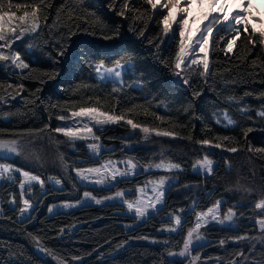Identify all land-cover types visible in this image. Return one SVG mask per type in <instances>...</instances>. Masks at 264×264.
Returning <instances> with one entry per match:
<instances>
[{
	"label": "trees",
	"instance_id": "obj_1",
	"mask_svg": "<svg viewBox=\"0 0 264 264\" xmlns=\"http://www.w3.org/2000/svg\"><path fill=\"white\" fill-rule=\"evenodd\" d=\"M3 2L7 4L8 0ZM11 2L30 4L33 0ZM200 2L191 0L181 5L187 13L186 36L194 29ZM48 3L51 7L44 12L47 19L41 20L38 32L12 45L29 67L20 69L10 61H0V95L4 96L0 100V138L20 139L27 137H21V133H36L32 137L41 139L42 161L34 162L30 156L12 154V159L1 162L40 175L45 183L52 176L63 178L64 191L49 186L50 194L40 198L42 189L34 185L31 200L35 202L40 198L41 203L31 213L33 219L21 224L19 208L23 204L19 198V179L22 177L17 174L15 183L4 180L0 184V208L4 211L0 216V264H169L178 259L169 257L168 252H179L187 229L195 224V212L190 211L193 202L199 212L206 211L216 200L224 201L223 209L233 205L243 207L234 208L237 215L233 221L203 229L209 242L197 249L200 253L198 264H230L236 259L244 264V257L249 264L253 260L260 261L264 249L259 244L252 257L249 241L234 243L230 240L242 235L258 236L260 230L245 222L253 217L264 218V210L254 208L264 199V153L255 152L257 148H264V119L256 115L264 99L257 98L264 92V37L259 35L264 31V21L248 11L242 22L249 26L247 31L255 32L252 37L256 41L255 48L248 44L249 37L242 34L232 51L225 52L222 50L225 42L220 36L228 39L230 35L214 34L216 44H210L208 49L209 73L200 76L202 65H191V59H201L204 55L194 45L196 50L185 60L189 67H184L177 76L170 65L179 50L180 26L173 23L172 30L166 35L163 33L160 23L163 16L156 13L168 14L166 8L152 10L144 0L135 4L130 0V7L144 13L142 19L135 20L134 16L139 13L130 12L128 18L117 15L121 5L114 0H48ZM172 13L178 14L175 8ZM140 30L143 36L138 35ZM105 36L112 39H105ZM61 50L63 55L58 54ZM121 57L131 58V65L122 73V86L110 79L100 81L89 66L100 60L111 66ZM253 59L257 62L254 66ZM185 78L189 80L187 85L183 83ZM77 85L81 86L78 91ZM114 88L119 91L114 92ZM246 91L252 95L244 97ZM196 92L200 95H195ZM228 96L237 100L244 98L237 105L235 101L229 102ZM81 106L96 107L115 115L124 113L126 119L135 123L175 131L180 136L191 134L195 139L208 138L213 143H221L222 148L201 149L187 139L169 137L129 148L127 142L131 139L125 137L130 132L129 126L123 122L108 125L96 133L102 148L99 162L109 158L132 159L140 171L111 192L95 187L97 191L93 194L102 197L117 190L134 192L148 179L170 176L174 183L166 192L165 210L131 229L125 224L137 221L131 218L133 215L124 213L125 207L119 203L88 204L90 206L48 214L47 208L54 200L80 199L83 191L93 189V186L85 188L77 183L78 190L72 191L75 174L66 176L59 160L63 155L72 166H97L87 147L79 143L73 147L51 131L62 123L57 118L59 115L69 116V110H78ZM134 106L135 110L128 112ZM241 107L248 110L247 114L241 113ZM225 109L234 121L231 125L223 117ZM158 116H163L164 120L157 119ZM216 118L221 120L220 124L215 123ZM248 128L252 130L245 137L244 130ZM41 129L45 131L40 132ZM224 136L231 139H216ZM228 147L240 150L231 153L226 150ZM247 147L253 151H246ZM207 152L212 153L209 158L216 162L213 172L207 175L194 172L193 164ZM161 160L180 163L183 171L143 170L144 166ZM10 193L17 197L14 206L10 203ZM25 198H29L27 188ZM126 198L134 199L135 196ZM10 207H15L16 211H11ZM169 213L181 215L182 228L177 233L158 231L172 225L167 218ZM141 236L148 239L137 238ZM221 240L225 241L223 246L219 243ZM240 252L243 257L237 256ZM184 264H188V260H184Z\"/></svg>",
	"mask_w": 264,
	"mask_h": 264
},
{
	"label": "snow or ice",
	"instance_id": "obj_2",
	"mask_svg": "<svg viewBox=\"0 0 264 264\" xmlns=\"http://www.w3.org/2000/svg\"><path fill=\"white\" fill-rule=\"evenodd\" d=\"M115 2H119L121 7L119 11H117V15L121 17L128 18V14L130 12L139 13L134 16L135 20L142 19L144 13H141L138 8L130 7V0H114ZM138 0H131L132 4H135ZM144 2L150 6L152 10H156L159 8H166L168 10V14L164 15L162 13L157 12V15H162L163 18L160 21L162 24V31L166 35L170 30H172L173 23L179 24V50L175 54L174 62L171 63V68L174 70L175 75L180 76L184 67H189L185 65V58L189 55L191 51H195L194 45L198 46V51L203 53V57L201 59H191V65H202V70L199 71L200 76H205L209 73V60H208V49L210 44L215 46L216 41L214 39V34L218 35L220 33H225L230 35V38L225 39V36H220V40L224 41V50L225 52L232 51L233 47L237 45L238 39L242 37V34L247 35L249 37L248 44L252 47H256V41L252 39L255 35V32L247 31L248 25L246 23H242L244 20V16L242 13H229L226 10V4L222 5L224 11L205 12L204 20L206 23L202 25L201 28L197 29L199 33L198 37L193 40V37L186 36V25L188 24L187 13L180 6L179 0H164L163 3H158L156 0H144ZM191 2V0H184V4L187 5ZM219 3V0H209V4L211 7H215ZM51 7L48 0H33L32 3H15L13 4L11 0H8L7 4L0 0V61H10L16 68L26 69L29 67L27 63L21 58L19 52L15 51L12 48V45L18 40H24L26 36L30 34H36L38 29L40 28L41 20L47 19V16L44 14L45 9ZM178 9V15L180 19L177 20V14L172 13V9ZM19 13V14H18ZM59 15V13H58ZM139 36H143V30H140L138 33ZM260 37H264V31L260 32ZM105 39H112L111 36H105ZM31 47V45H29ZM4 50H9L8 54H5ZM251 49H249L248 54L250 55ZM59 55H63V50H61ZM247 59V55L245 56ZM166 64L168 62H165ZM256 60L253 59L251 64L256 65ZM131 65V58L125 59L123 57L115 59L111 66H107L103 60L95 64H90L99 78L100 81L112 80L114 83H120L122 86L123 82V71L126 70L127 67ZM252 75V73H249ZM183 83L185 85L189 84V80L187 78L183 79ZM81 86L77 85V91ZM86 87V86H85ZM114 92L119 91V89L114 88ZM195 95H200L199 92L194 93ZM251 92H244V97L251 96ZM244 97L239 98L237 100L234 96H228L227 100L229 102L235 101L237 105L239 102L243 100ZM264 97V92H261L258 99ZM14 98V97H13ZM4 96L0 95V100H3ZM91 99V97L89 98ZM28 103H34V101H28ZM261 110L256 113L257 116L264 119V99H261ZM135 110V106L132 109H128V112H133ZM70 115H59L57 118L60 121H65L67 119H72L73 123L71 126L65 124L58 126L51 131L56 134L62 135L67 138L66 143L71 146H75L77 141L86 142L87 149L90 150V153L93 154V162L97 163L98 166L94 167H76L69 165L63 155L59 157L60 164L64 169V173L66 176H71L74 172V177L72 178V191H76L77 183H79L82 187H87L88 184H92L94 186H100V189L103 191L111 192L112 188L118 187V185L129 178V174L135 175L134 170L137 169L138 164L134 162L132 159H127L123 161H117L114 159H107L100 163V157L102 156L101 145L98 143L100 140V136L96 135L97 132H102L104 130L103 126L110 124H117L124 122L127 125H130L133 130L139 129L140 132L144 133V138L147 140L149 135L154 133L156 137H169L172 139H187L194 145H200L201 149L204 148H222L221 143H213L211 139L202 138L195 139L191 134L188 136H180L175 131L169 130H161L159 128H152L143 126L141 124L135 123L132 119H126L125 114L121 113L120 115L110 114L107 112H102L96 107H79L78 110H69ZM240 111L242 114H247L248 110L246 108L241 107ZM148 114L147 112L145 113ZM224 119L227 121L228 125L234 123V121L229 117L228 110L225 109L222 113ZM214 118L216 114L214 113ZM78 118V119H77ZM157 119L163 121V116L156 117ZM251 118V117H249ZM216 124H220L221 120L219 118L215 119ZM227 126V125H226ZM48 126H45L47 129ZM45 129L39 130L40 132L45 131ZM252 129L248 128L244 130L245 137L247 133ZM210 132L211 129H208ZM21 137L27 136L29 140L36 133H21L19 134ZM128 139H131L129 137ZM217 140L228 141L231 138L224 137H216ZM91 140L92 142H87ZM228 152L236 153L240 149L237 147H228L226 149ZM248 152H252L253 149L251 147H247L245 149ZM114 151V150H112ZM256 153H264V148L255 149ZM12 154L15 156H23L25 158H29L28 154L25 152V144L22 139L11 138V139H2L0 138V161L12 159ZM212 153L207 152L203 155L202 159H197L193 164V170L195 171L197 168L203 170L206 174H211L213 172V160L209 158ZM31 158L34 160H38L39 157L36 153H32ZM123 165V170L120 167ZM153 169L159 170L164 169L166 171L171 172L172 170H176L178 172H182L183 168L180 163L167 162L165 163L163 160L159 163H150L144 166L143 170L145 172H151ZM17 174L22 179H19V198L22 200L23 206L19 208V222L23 224L25 221H31L33 219L30 214L32 211L36 210V206L41 203V199L50 194L49 190L45 188V180L41 178L40 175L32 174L30 171L22 170L19 167H14L12 163H0V181H4L7 179L9 182L15 183L17 181ZM169 177L160 176L158 180H148L145 181L144 185L139 186L133 190H117L110 195H104L98 198L93 193L97 191L95 187L92 190H85L82 193V198L77 199L73 202H64L62 207L65 209L75 208L79 206H90L88 205L89 201H94L96 205H101L104 201H118L119 204L123 207L126 206L127 213H133L134 215L131 217L133 220L143 224L146 223L148 219L155 218L160 212L165 210L164 205V197L166 195L167 189L165 188L166 182H168ZM33 182L39 184L42 191L39 193V197L35 202L31 200V195L34 194L32 189L34 187ZM48 182L52 184L53 189L56 191H64V179L56 178L55 176L49 177ZM178 182V181H177ZM2 186V185H0ZM56 186H61L60 188H56ZM27 187V191L29 193V198H25V190ZM173 187L171 183H168L167 188L170 189ZM185 187H188L185 185ZM149 192L151 193L149 195ZM10 203L11 205H15L17 203V197L15 193H10ZM128 196H135L134 199H127ZM224 201L216 200L211 206L207 207L206 211H196L195 202H193V206L190 211L195 212V224L193 227H189L186 232V236L182 242V247L179 252H168L169 257H178L182 259L170 261L169 264H184V260H188V264H196V262L200 259V253L197 251L198 248L204 247V244L201 243L202 236L200 230L206 227L209 223L215 222L220 225H224L225 222L233 221L234 217L237 215L234 208L243 207V205H233L227 207V209H223ZM256 209L264 210V199L259 200L255 204ZM11 211H16L15 207H10ZM53 211V206H48V212L51 213ZM4 214L3 208H0V216ZM242 215V214H241ZM168 220L172 221L171 226H165L158 231H167L169 233H177L180 228H182V218L181 215H173L172 213L168 214ZM253 224L259 226L260 234L258 236H249L242 235L237 236L234 239L238 242L241 240L249 241L250 252L249 255L255 256V249L257 244L264 249V218L254 220ZM131 228L132 226H128ZM61 232L64 229L60 230ZM31 235V233H29ZM138 239H148L147 236L137 237ZM33 239H36L33 237ZM195 240V243H194ZM38 242V241H37ZM157 242V241H153ZM220 245L223 246L225 244L224 240H221ZM167 247L168 242H164ZM44 250L43 248L41 249ZM193 252L196 254L193 255ZM237 256L243 257V252L237 253ZM190 258V259H189ZM231 264H241V260L236 259L231 262ZM244 264H249L248 258L244 257ZM251 264H264V257L261 258L260 261L253 260Z\"/></svg>",
	"mask_w": 264,
	"mask_h": 264
},
{
	"label": "rangeland",
	"instance_id": "obj_3",
	"mask_svg": "<svg viewBox=\"0 0 264 264\" xmlns=\"http://www.w3.org/2000/svg\"><path fill=\"white\" fill-rule=\"evenodd\" d=\"M158 1H160V3H161V1L162 0H158ZM182 2H184V0H182ZM181 1H180V6L181 5H183L184 3H182ZM159 3V2H158ZM226 4V6H229L228 7V10H227V12H229V13H240V12H245V13H247L248 11H250L251 12V14L252 15H257V16H261L262 18L264 17V6H263V3H261L260 1H255V0H219V3L215 6V7H211V5L209 4V0H201V2L199 3V7H198V9H197V11H196V13H195V17H196V19L194 20V29L192 30V32L188 35V36H191V37H194L195 36V34L196 33H198L197 32V29L200 27V25H201V23L203 22V21H205L204 20V13L205 12H212V13H215V12H217V10H219V11H223V7H222V5H225ZM219 6L221 7V8H219ZM184 7V6H183ZM182 7V8H183ZM176 9V11H177V13H178V9L177 8H175ZM178 15V14H177ZM190 16V15H189ZM206 22V21H205ZM19 41V40H18ZM18 41H16V43L18 42ZM5 51V54H8V52H9V50H4ZM188 57V56H187ZM186 57V58H187ZM186 58H185V60H186ZM78 119V118H77ZM72 123H73V120L70 118V119H67V120H65V121H62V123L60 124V126L61 125H65V124H67V125H69V126H71L72 125ZM122 123V122H121ZM124 123V122H123ZM118 124V123H117ZM126 124V123H125ZM110 125H114V124H110ZM106 126H108V125H106ZM106 126H103V127H106ZM129 126V128H130V132L125 136L127 139L129 138V137H131V141L129 140V142H127V147H129V148H132V147H134L135 145H137V146H144V145H148V142H151V141H154L156 138H159V137H156L155 136V134L154 133H152V134H150L149 135V138L147 139V140H145V138H144V133H142V132H140V130L139 129H135V130H133L132 128H131V126L130 125H128ZM61 137V141H66L67 140V138H65V137H63L62 135H60ZM20 139H22L23 140V142H24V144H25V152L28 154V156H30L31 157V155H32V153H36L37 155H38V157H39V159L38 160H40V161H42V159H41V156H40V154L39 153H41V151H40V145L42 144V142H41V139L39 138V137H31V140H29V138L28 137H23V138H20ZM87 142H92L91 140H89V141H87ZM77 143H79V144H81V145H85L86 146V142H84V141H77L76 142V144ZM75 147V146H74ZM212 149H214V148H212ZM88 151H89V153H90V150L88 149ZM101 151H102V148H101ZM91 154V153H90ZM91 156L93 157V154H91ZM32 159V158H31ZM32 161H37V160H34V159H32ZM118 161V160H117ZM0 163H3V162H1L0 161ZM215 165H216V162L215 161H213V169H214V167H215ZM14 166V165H13ZM98 166V165H97ZM14 167H16V166H14ZM92 167H94V166H92ZM120 167L122 168V170H123V165H120ZM22 170H24V169H22ZM153 170H155L156 171V169H153ZM192 170H193V167H192ZM25 171H27V170H25ZM140 171V168L139 167H137V169H135L134 170V172H135V174H137L138 172ZM158 171H164V172H168L169 173V171H166V170H164V169H159ZM172 171H175V170H172ZM171 171V172H172ZM194 171V170H193ZM194 172H196V173H200V174H203V175H207L203 170H200L199 168H197ZM33 174V173H32ZM135 175H133V174H129V178H131V177H134ZM166 177H169V180H168V182H166V185H165V188L168 190V188H167V185H168V183H171V184H173L174 183V179L172 178V177H170V176H166ZM160 178V177H159ZM159 178H151V179H148V180H158ZM5 180H7V179H5ZM148 180H146V181H148ZM3 181H0V184L2 183ZM145 183V182H144ZM33 185H39V184H37L36 182H33ZM144 185V184H143ZM49 186L50 187H52L53 188V186H52V184H50L48 181H47V183H45V188L46 189H49ZM88 186H93V187H99L100 188V186H94V185H92V184H88ZM61 186H56V188L58 189V188H60ZM27 188V187H26ZM167 192V191H166ZM151 193L149 192V195H150ZM82 198V197H81ZM98 198H100V197H98ZM164 199H165V197H164ZM77 200V199H76ZM76 200H71L70 198H65V199H63V200H54V202L52 203V204H50V205H52L53 206V211L51 212V213H49L48 212V214H54V213H57V212H67V211H71V210H74V209H77V208H79V207H81V206H79V207H75V208H70V209H65V208H63L62 207V204L64 203V202H66V201H68V202H75ZM223 201V200H222ZM106 203H119L118 201H104V202H102V204H106ZM88 204H94V205H96L95 203H94V201H89L88 202ZM101 204V205H102ZM14 206V205H13ZM223 206H224V203H223ZM222 206V207H223ZM125 207V212L124 213H127V209H126V206H124ZM255 208V207H254ZM255 210H260V209H256L255 208ZM47 211H48V208H47ZM33 212V211H32ZM31 212V213H32ZM30 213V214H31ZM127 214H130V215H134L133 213H127ZM19 216H20V214H19ZM258 219H261V218H250L247 222H245V224H247V225H253V226H255L257 229H259V226L258 225H255V224H253V221L254 220H258ZM137 224H139V222H136V223H126L125 224V226H126V228H128V229H131V228H134ZM214 224H216L215 222H211V223H209L206 227H204V228H202L201 230H200V233H201V236H202V240H201V243H203V244H206V243H208L209 242V240L205 237V235H204V233H203V229H205V228H207V227H210V226H212V225H214ZM128 226H132L131 228H129ZM163 227H165V226H163ZM162 227V228H163ZM160 232H162V231H160ZM163 232H167V231H163ZM230 241H232V242H234V243H236L237 241L233 238V239H231ZM194 243H195V240H194ZM172 259H182V258H178V257H171ZM198 262L199 261H197L196 262V264H198Z\"/></svg>",
	"mask_w": 264,
	"mask_h": 264
},
{
	"label": "bare ground",
	"instance_id": "obj_4",
	"mask_svg": "<svg viewBox=\"0 0 264 264\" xmlns=\"http://www.w3.org/2000/svg\"><path fill=\"white\" fill-rule=\"evenodd\" d=\"M255 1H260L261 3H263V6H264V0H255Z\"/></svg>",
	"mask_w": 264,
	"mask_h": 264
},
{
	"label": "water",
	"instance_id": "obj_5",
	"mask_svg": "<svg viewBox=\"0 0 264 264\" xmlns=\"http://www.w3.org/2000/svg\"><path fill=\"white\" fill-rule=\"evenodd\" d=\"M230 264H231V262H230Z\"/></svg>",
	"mask_w": 264,
	"mask_h": 264
}]
</instances>
